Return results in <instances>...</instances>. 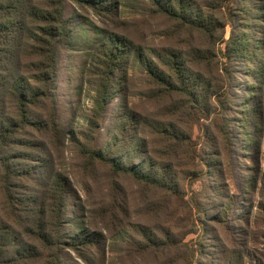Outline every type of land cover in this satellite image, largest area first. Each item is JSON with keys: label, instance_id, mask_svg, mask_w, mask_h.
I'll return each instance as SVG.
<instances>
[{"label": "rangeland", "instance_id": "1", "mask_svg": "<svg viewBox=\"0 0 264 264\" xmlns=\"http://www.w3.org/2000/svg\"><path fill=\"white\" fill-rule=\"evenodd\" d=\"M194 2L224 22V30L205 36L165 16L140 10L134 3L118 2L114 18L109 19L87 5L66 1V12L81 18L75 19L74 45L59 54L55 79L65 129L80 134L93 113L94 81L103 68L93 65L98 52L94 42L97 28L126 33L134 42L161 52L174 49L186 54L197 47L213 50L209 57L190 63L218 83V95L211 96L208 107H202L186 95L160 91L143 67L117 69L112 79L114 93L98 119L93 144L101 148L113 144L124 112H130L133 124L119 132L118 143L126 146L123 152H134L137 133L144 137L148 152L164 158L176 174L183 199L178 203L164 190L142 185L129 174L89 165L70 144L69 133L65 150L54 152V157L72 187L61 229L77 244L73 245L76 249L63 250L61 264H222L227 252L221 251L231 248L246 253L244 264H264V87L260 86L264 79L246 76L247 66L230 57L225 41L241 20L245 1ZM253 6L264 7V0H252L251 11ZM261 29L264 38V25ZM169 123L182 135L167 137L159 126ZM112 148L116 155L117 147L113 144ZM226 205V217L216 219L214 215L226 211ZM241 211L249 212L248 217L238 216ZM156 226L168 229L169 235L160 234ZM143 228L170 240L161 254L129 245L134 237L143 238L139 233ZM119 231L124 233L117 234ZM94 235L96 241L90 247L80 244L83 237Z\"/></svg>", "mask_w": 264, "mask_h": 264}, {"label": "trees", "instance_id": "2", "mask_svg": "<svg viewBox=\"0 0 264 264\" xmlns=\"http://www.w3.org/2000/svg\"><path fill=\"white\" fill-rule=\"evenodd\" d=\"M66 1L0 0V264H61L63 250L76 249L73 245L77 240H70L61 229L66 197L72 187L65 172L56 166L54 157V152L65 150L69 133L70 144L89 165L100 164L112 172L129 174L142 185L164 190L178 203L183 199L176 174L164 158H156L148 152L144 137L137 133L133 138L136 142L134 152L130 155H127L129 150L123 152L126 146L118 140L133 124L130 112H124L119 123L121 134L116 132L113 136L118 150L116 155L112 154L111 143L105 148L93 144L98 119L114 93L112 79L117 69L127 71L135 66L143 67L159 84L160 91L186 95L202 107H208L211 96L218 95V83L200 74L190 63L209 57L213 50L197 47L186 54L174 49L161 52L134 42L126 33L97 28L94 42L98 44V52L93 65L103 68L97 72L98 81H94L93 113L80 134L65 129L59 116L55 79L59 54L74 45L75 19L81 18L80 14L66 12ZM74 1L109 19L114 18L118 2L134 3L139 9L142 7L165 16L204 35L224 30V22L206 14L194 0ZM244 1V14L225 40L226 49L230 57L247 66L246 76L251 75L259 81V77L264 79V38L260 34L264 7L253 6L251 11L252 0ZM82 19L87 20L86 17ZM226 71L231 74L233 70L226 68ZM260 86L264 87V81ZM159 127L170 139L182 135L173 124ZM57 159H60L59 154ZM227 207L214 217L218 220L226 217ZM248 215L243 211L238 213L241 217ZM156 228L160 234L170 233L163 226ZM155 231L143 228L139 231L143 238L134 237L129 245H138L140 251L150 249L154 255L161 254L170 240ZM94 239L95 235L79 241L90 247ZM221 252H227L222 264H244L246 253L243 250L231 248Z\"/></svg>", "mask_w": 264, "mask_h": 264}]
</instances>
